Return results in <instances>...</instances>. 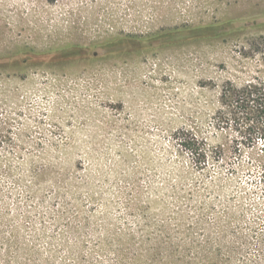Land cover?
Wrapping results in <instances>:
<instances>
[{
	"label": "rangeland",
	"instance_id": "rangeland-1",
	"mask_svg": "<svg viewBox=\"0 0 264 264\" xmlns=\"http://www.w3.org/2000/svg\"><path fill=\"white\" fill-rule=\"evenodd\" d=\"M249 84L264 0H0V264H264Z\"/></svg>",
	"mask_w": 264,
	"mask_h": 264
},
{
	"label": "trees",
	"instance_id": "trees-1",
	"mask_svg": "<svg viewBox=\"0 0 264 264\" xmlns=\"http://www.w3.org/2000/svg\"><path fill=\"white\" fill-rule=\"evenodd\" d=\"M46 1L53 3L56 0ZM223 97L230 112L237 109L251 116L247 127L249 133L255 131L264 137V84H249L241 88L230 86L223 92Z\"/></svg>",
	"mask_w": 264,
	"mask_h": 264
}]
</instances>
